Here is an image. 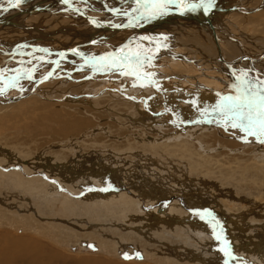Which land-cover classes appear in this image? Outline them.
<instances>
[{
	"label": "rangeland",
	"instance_id": "374dc122",
	"mask_svg": "<svg viewBox=\"0 0 264 264\" xmlns=\"http://www.w3.org/2000/svg\"><path fill=\"white\" fill-rule=\"evenodd\" d=\"M238 2L240 9L233 5V11L222 12L216 6L212 12L222 17L238 14L241 24L235 23L231 32L246 50L256 52L264 42L255 45L257 41L249 40L247 34L264 38V4L247 7ZM66 14L65 11L58 15L39 12L35 18L25 20L27 26L50 33L43 43L56 39L57 46L66 47L62 37L75 26L65 18ZM17 16L12 11V20L24 18ZM27 30L30 32L22 34L0 27V38L16 44L25 36L36 37L39 33ZM61 32L64 35L57 38ZM140 39L149 52L153 41ZM163 39L158 42L165 46ZM128 44L132 46L133 42L127 43L125 49ZM134 47L131 50L138 52L139 47ZM97 50L88 51L97 54L100 48ZM141 52L140 56L128 53L125 58L135 65L134 60L142 57ZM5 59L0 57L1 66ZM169 59L134 67V71L159 78L178 71L206 78L210 86L219 82L201 76L203 72H214L209 64L205 70L183 69ZM113 65L98 68L85 62V69L76 70V66L66 63L64 67L71 69V73L62 72L46 79L38 91L33 82L29 89L26 83L17 84L24 89L22 93L26 97L19 98L21 101L15 103L18 106L13 104L8 111L0 113V165L7 168L3 170L5 174L17 173L26 186L19 188L6 183L0 186L2 197L5 190L16 193L5 195L8 197L5 203L13 207L11 210L18 209L14 215L4 208L7 213L0 215V231L26 233L28 239L45 243L44 252L57 250L73 264L83 258L122 264H236V252L239 257L258 264L256 255L264 257V134L256 129L254 135H249L240 127H232L233 119L227 108L200 105L217 104L216 99L223 102L217 96L230 97V88L225 90L226 96L210 91L201 103L194 104L198 99L196 87L184 79H173L164 86L150 80L143 86L133 85L129 79L128 85L123 84L127 80L121 77L131 75L111 69ZM5 69L0 70V76ZM3 79L6 78L1 77L0 83ZM134 79L140 84V80ZM20 80L28 81L23 77ZM186 80L199 85L194 79ZM33 89L34 93L29 94ZM51 115L54 119H45ZM80 119H87L93 125L87 124L69 135L52 134L54 129L63 130L67 123L72 125ZM245 137L244 147L233 146ZM261 152L262 156L257 157ZM5 203L0 202L2 206ZM132 203H136L141 214L134 212ZM153 214L161 220H170L171 227L159 225L162 230L154 231L157 225L152 223ZM25 216L30 220L27 223ZM7 217L8 223L15 226L5 223ZM195 218L211 227L209 236L188 240L191 235L176 233L175 228L186 229ZM232 233L242 235L240 243L232 241L229 235ZM233 243L237 244L235 250Z\"/></svg>",
	"mask_w": 264,
	"mask_h": 264
},
{
	"label": "bare ground",
	"instance_id": "6f19581e",
	"mask_svg": "<svg viewBox=\"0 0 264 264\" xmlns=\"http://www.w3.org/2000/svg\"><path fill=\"white\" fill-rule=\"evenodd\" d=\"M24 1L26 2V0ZM24 1L22 2L23 7L20 4L18 7H11L8 4V0H0V26L8 27L14 32H20L22 34L30 32L27 29H31V32H39L36 37L28 38L25 36L19 42L17 41L16 44L14 42H8L7 40L0 38V57H4L8 60L7 61L5 59V64L3 66L0 65V70L2 68H6L5 72H1L2 76H0V78H6L3 79L5 81L0 83V113L8 111L13 104H18L21 101L20 99L26 97V95L22 93V91L24 92V89L21 88V86H23V83H26V86H30L27 89L31 88L30 82L35 83L38 91L39 86L41 85V83L44 84L46 79H49L51 77L54 78L62 72L71 73V69L64 67L66 63H70L72 66H76V70L80 68L85 69V62L89 66H95L98 68H108V66L114 64L113 68L111 67V69L118 70L119 72L122 71L124 73L127 72L131 75H127V77H121L126 78L127 83H124V81L122 82L123 84L128 85L129 79L132 80V83H134L133 85L140 86L146 84V80H150L153 83L158 81V83H160V86H164L167 82L170 83L173 79H184L185 81L189 82L191 86L196 87L195 90L198 99L194 101L192 100L194 104L201 103L204 100L203 97L207 96V93L210 94V91H213L215 94L218 93L223 96H226L224 95L226 93L225 90L229 88V91L231 92L229 95L230 97L234 98L237 96L242 97L244 93L249 91L251 93H259L260 95H264V46L258 49V51L256 52H250L246 50L242 42L236 40V36L233 35V33L231 32V27H235V23L240 22L241 24V18H237V16L239 15L236 14V16H234L233 14H227L222 17L216 14L217 12H212V9H215L217 7H220L219 9L222 12H231L234 10L233 5L235 6V9H240L241 7H239L238 1H241L240 5H246L247 7H251V5L260 6L264 4V0H253L250 3H245L242 0H224L223 2H218L219 0H214L215 6H213L212 9L208 12H205L203 8H196V10H192L191 7H189L190 5L198 4V2L200 3V0H183V2L182 0H174V3L169 4L166 8L163 9L154 6L157 3V0H139V2L138 0H67V2H65V0H28L31 2L27 1L26 3H24ZM109 1H111L112 3L111 6L109 5ZM123 2V5H120L119 7L115 8ZM129 4H132L133 6ZM221 5L225 6L221 7ZM58 6H60V8H56ZM12 11L16 12V15H18L17 17H24L22 21H18V19L12 20L13 17H10ZM60 11L67 12L66 15L68 16L65 18L70 21V24L72 26L75 25L71 33H68L67 35L62 37L64 40L62 39L61 41H66V47L57 46L56 39H52V42L44 41L43 43L44 37L46 38L50 35V33H47L46 30L42 31L40 27L31 28V26H27V20H25L34 18L35 13L40 12V14L44 15H58ZM32 24L33 23H31V25ZM62 35L64 34L56 35V37L59 38ZM157 35H160V37H169L167 40L162 38L166 42L165 46L163 45V43L158 42L162 41V39H157ZM247 35L248 37H251L249 38V40L257 41L255 45L264 42V38H257L249 34ZM140 38L151 39L150 41L155 42L154 44L153 42L151 43L149 52L148 49H146L147 45L142 42L143 40ZM77 39L79 40L77 41ZM33 42H35L37 45L31 44ZM131 42H133V45L137 46V48L139 47V49L136 50L138 52H135V49L133 52V50L131 49L136 47H134L133 45L131 46L129 44V47L125 49L126 44ZM104 44L106 46H103ZM166 45L168 48H166ZM99 48L100 52H97V54H93L88 51L89 49L98 51L97 49ZM140 51H142V57H138L139 59L137 60L133 59L136 63L135 65H132L131 62H128V58H125V56H129L128 53H130V55L132 56H136L140 54ZM168 57H170V62L182 67L183 69L194 67L199 70H205L204 67L209 64V68L211 67L210 70L216 73L203 72L201 76L217 80L225 86L218 87V85L220 84L219 82H215L214 86H210L206 78L205 80L199 79V75L188 76L187 74H181L178 71H174V73L167 74L166 76L163 75L161 78L151 77L150 73H137L134 71V67H146L150 64H155L156 61L160 62L163 60H168ZM112 59H114L117 64H115L116 62L113 63L114 61H112ZM26 62H30V66L28 68L25 67ZM43 68H45V70ZM20 77H23L28 81L24 82L23 80H20ZM134 78L140 80V84H138V81H136ZM251 78H256L257 81L252 82ZM186 79H194L196 82L199 83V85H196L195 83L190 82ZM18 83L21 84V86H17ZM12 88L16 90L11 91ZM195 90L192 91L194 92ZM34 91L35 89L30 90L28 93L33 94ZM217 97L223 100V102L216 99L217 104L202 103L200 105H203L205 107V105L207 104L206 106H208V108L211 107L212 109H215V107L227 108L226 104L229 105L232 103V101H227L226 99H223L222 96ZM211 98L215 99L213 97ZM8 114L11 116L10 113ZM8 119L10 118L8 117ZM45 119L51 121L50 119H54V116L51 115L50 117H47ZM87 124L93 125V122H90L87 119H80L77 122H73L72 125H69V123H67L66 127L63 129L64 131L62 130V128L54 129L52 134L63 135L67 133L69 135V132H72L73 130L75 132L82 130L83 126H86ZM8 127H10L9 124ZM15 133H17L18 135L19 131L17 130L15 131ZM8 135L12 136L11 131H8ZM49 137L53 136L50 135ZM245 140L246 137L240 140V142L235 143L233 146L237 147L238 145V147L242 148L244 147ZM261 156L262 152L257 154V157ZM11 161L13 162V160H10V162ZM262 161H264V159H262ZM262 163L264 165V162ZM6 169L7 168H4L2 167V165H0V178H2V180L0 179V186L5 185V183L7 184V186L14 185L18 186L19 188L21 186H26L25 182L16 176L17 173H3V170ZM83 179L85 178L83 177ZM31 185H33V183ZM49 189H51V187L47 188V190ZM43 192L45 193V191ZM3 194L9 196L11 194L16 195L13 190H5ZM5 195H3V197L2 195L0 196L1 203L8 202V200H6L8 197ZM131 206H133L132 209L134 210V212L141 214L136 203H132ZM4 208H6L7 210L10 209V214H17L14 211L18 209L14 208L15 210H11V208L13 207L6 205L5 203V205L3 206L0 204V215L2 217L5 215L6 212V209ZM45 208L46 207H44V209ZM147 215V217L152 216H150V214ZM10 217L12 218V215H10ZM23 218L24 220L26 218L25 223H27V221H30L29 218L26 216ZM8 221L9 217L6 218L5 223L8 224V226H12V222L8 223ZM152 223L157 225V227L154 228V231H156V229H158V231L162 230L159 225H164L165 228H169L172 225L170 220H161L155 214H153ZM22 226L25 228L27 227L25 225ZM35 226L38 227V225ZM43 228L40 229L43 230ZM175 231L176 233L183 232L182 235L184 233H187V235H191L188 236V240L193 239L194 237L205 239L207 236H209V233L211 232V227L207 224H204L202 219L199 220L195 218L189 225H187L186 229L175 228ZM70 235H73V233ZM159 235L163 236L162 234ZM229 235L233 242L240 243L242 235H237L236 233H232ZM27 237L28 236L26 235V233L17 234L16 232H11L6 229L2 232L0 231V264H59L57 262L58 260L61 264H69L70 259L68 258V256L61 254L57 250L44 252L45 243L44 245H41L39 244L40 240L37 239L39 241L38 243V241L28 239ZM111 243L112 242H110V244ZM233 244L235 250L237 248V244ZM250 254H252V257H254L253 255H255L254 253ZM172 255L175 256V254ZM256 256L260 260L258 264H264V257H261L260 255ZM249 257L250 259L252 258L251 255ZM175 258L177 259L176 256ZM234 261L236 262V264H253L250 260H248L247 257H239L237 255V252ZM72 262L73 261L70 260V263ZM75 263L122 264L119 262L86 258H83L79 261L76 260Z\"/></svg>",
	"mask_w": 264,
	"mask_h": 264
},
{
	"label": "snow or ice",
	"instance_id": "6c2138e0",
	"mask_svg": "<svg viewBox=\"0 0 264 264\" xmlns=\"http://www.w3.org/2000/svg\"><path fill=\"white\" fill-rule=\"evenodd\" d=\"M22 2L23 0H8L11 7H18ZM172 3H174V0H157L154 6L163 9ZM213 4L214 0H200L199 4L190 5L189 7L192 10L203 8L205 12H208L212 9ZM225 99L232 101L231 104L227 105L228 114L233 119L232 127H240L242 130L247 131L249 135H254L256 129L264 134V95L249 91L244 93L242 97H227Z\"/></svg>",
	"mask_w": 264,
	"mask_h": 264
},
{
	"label": "crops",
	"instance_id": "0c3cea01",
	"mask_svg": "<svg viewBox=\"0 0 264 264\" xmlns=\"http://www.w3.org/2000/svg\"><path fill=\"white\" fill-rule=\"evenodd\" d=\"M109 3H110V4H109ZM109 3H108V4L111 6V4H112L111 1H109ZM123 4H124V2L121 3V4H119V5L116 6L115 8H117V7H119L120 5H123ZM198 4H199V2H198ZM100 6H101V5H100ZM56 8H60V6H58V7H56ZM101 8H102V7H101ZM74 14H75V13H74ZM34 18H35V16H34ZM41 25H42V24H41ZM0 27L3 28V26H0ZM183 32H184V31H183ZM59 34H62V32L59 33ZM59 34H58V35H59ZM30 37H34V35H31ZM1 49H2V48H1ZM29 66H30V64H29V63H26V66H25V67L28 68ZM23 70H28V69H23Z\"/></svg>",
	"mask_w": 264,
	"mask_h": 264
},
{
	"label": "water",
	"instance_id": "95a60500",
	"mask_svg": "<svg viewBox=\"0 0 264 264\" xmlns=\"http://www.w3.org/2000/svg\"><path fill=\"white\" fill-rule=\"evenodd\" d=\"M128 25V24H127Z\"/></svg>",
	"mask_w": 264,
	"mask_h": 264
}]
</instances>
